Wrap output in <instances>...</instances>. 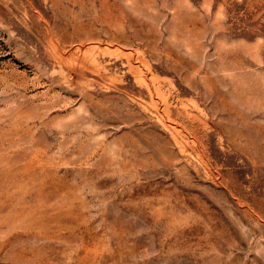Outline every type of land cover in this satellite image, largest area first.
<instances>
[{
	"label": "rangeland",
	"instance_id": "1",
	"mask_svg": "<svg viewBox=\"0 0 264 264\" xmlns=\"http://www.w3.org/2000/svg\"><path fill=\"white\" fill-rule=\"evenodd\" d=\"M0 264H264V0H0Z\"/></svg>",
	"mask_w": 264,
	"mask_h": 264
}]
</instances>
